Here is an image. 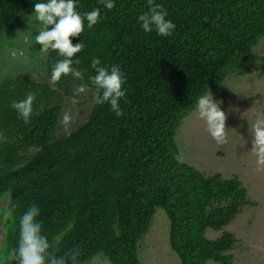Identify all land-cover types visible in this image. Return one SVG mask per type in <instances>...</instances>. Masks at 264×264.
<instances>
[{
	"label": "trees",
	"instance_id": "trees-1",
	"mask_svg": "<svg viewBox=\"0 0 264 264\" xmlns=\"http://www.w3.org/2000/svg\"><path fill=\"white\" fill-rule=\"evenodd\" d=\"M28 1L34 3L0 0V36L21 20ZM115 3L108 11L101 0H79L78 11L100 8L103 18L91 29L85 21V31L70 39L85 44L74 57L83 83L95 74L93 58L126 74L123 115L94 102L83 124L59 135L62 105L77 98L82 82L69 75L50 87L58 59L51 49L45 81L20 74L0 85V198L10 194L0 264H18L8 254L17 245L20 216L33 204L50 251L59 257L79 247V264L98 256L109 264H141L140 243L157 209L169 219V242L181 264H233L227 254L233 235L209 240L206 233L230 224L246 203V189L237 177L209 176L181 162L176 135L198 97L258 60L264 0H155L176 26L170 37L139 27L147 0ZM30 92L36 99L26 124L11 104ZM85 93L93 100L92 91Z\"/></svg>",
	"mask_w": 264,
	"mask_h": 264
},
{
	"label": "rangeland",
	"instance_id": "rangeland-1",
	"mask_svg": "<svg viewBox=\"0 0 264 264\" xmlns=\"http://www.w3.org/2000/svg\"><path fill=\"white\" fill-rule=\"evenodd\" d=\"M21 20L9 33L0 36V85L20 74L31 75L34 81L47 77V52L35 43V35L43 29L33 13L34 3L26 2ZM258 60L247 64L244 74L226 78L223 85L212 92L226 113L225 140L217 143L208 134L206 125L196 110L183 120L176 135L180 161L199 171L223 179L237 177L246 189V203L229 225L220 231L208 230L209 240L229 232L236 240L227 252L234 257L233 264H264V165L257 164L252 150L251 125L264 118V38L254 50ZM78 95V94H77ZM81 103V104H80ZM94 105L86 93L68 99L63 105L59 135L67 134L83 124ZM71 117L67 124L63 116ZM4 198L0 208L7 204ZM169 219L163 209H157L149 233L140 243L141 264H181L169 242ZM6 223L0 216V258L6 243ZM88 264H109L98 256ZM209 264H218L210 262Z\"/></svg>",
	"mask_w": 264,
	"mask_h": 264
},
{
	"label": "clouds",
	"instance_id": "clouds-1",
	"mask_svg": "<svg viewBox=\"0 0 264 264\" xmlns=\"http://www.w3.org/2000/svg\"><path fill=\"white\" fill-rule=\"evenodd\" d=\"M101 4L108 11L116 7L115 0H101ZM147 5V11L137 18L139 27L145 33L155 32L159 37L172 36L176 26L168 19V11L155 0H147ZM79 7V0H34L33 13L44 26L35 35L36 44L41 46V51H55L58 57L51 67L50 87L55 88L62 77L70 75L73 80L82 82L76 87L75 94L92 91L96 104H108L119 117L123 115L121 101L127 100V76L120 66L103 65L99 58H93L90 67L95 74L89 76L85 84L79 58L74 59L77 53L84 50L85 44L81 40L73 44L70 37H80L85 31V21L87 28L91 29L103 18L100 8L81 13L77 10ZM35 99V94L30 92L23 100L11 104L17 116L26 124L33 115ZM196 108L211 138L217 143L224 142L226 113L221 108V102L214 99L212 92H208L198 97ZM70 119V115L65 113L64 123L67 124ZM249 131L252 137L251 151L257 156V164L264 165V118H258ZM13 211L14 207L9 210V214ZM40 215V208L33 204L20 216L17 245L9 252V258L18 261V264H79V247L59 257L50 251L53 245L43 233L42 222L38 219Z\"/></svg>",
	"mask_w": 264,
	"mask_h": 264
},
{
	"label": "flooded vegetation",
	"instance_id": "flooded-vegetation-1",
	"mask_svg": "<svg viewBox=\"0 0 264 264\" xmlns=\"http://www.w3.org/2000/svg\"><path fill=\"white\" fill-rule=\"evenodd\" d=\"M35 43H36V41H35ZM37 45H38V44H37ZM38 47H40V46L38 45ZM9 197H10V194L8 193L7 195H4V196H3L2 198H0V199L2 200V199L5 198V199L7 200V202L9 203ZM1 200H0V202H1ZM8 203L3 207V209L0 208V216L3 217L4 220H5V218H6L5 215H6V209L8 208V205H9Z\"/></svg>",
	"mask_w": 264,
	"mask_h": 264
}]
</instances>
